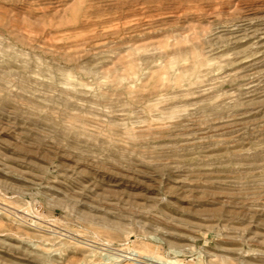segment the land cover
<instances>
[{
	"label": "rangeland",
	"instance_id": "rangeland-1",
	"mask_svg": "<svg viewBox=\"0 0 264 264\" xmlns=\"http://www.w3.org/2000/svg\"><path fill=\"white\" fill-rule=\"evenodd\" d=\"M130 245L264 264V0H0V264Z\"/></svg>",
	"mask_w": 264,
	"mask_h": 264
},
{
	"label": "bare ground",
	"instance_id": "bare-ground-1",
	"mask_svg": "<svg viewBox=\"0 0 264 264\" xmlns=\"http://www.w3.org/2000/svg\"><path fill=\"white\" fill-rule=\"evenodd\" d=\"M56 231V230H55ZM66 232V231H65ZM82 237V236H80ZM78 241V240H77ZM95 242V241H91ZM79 243L84 244L90 252H96L99 251V247L94 246L88 242V240L83 239L79 240ZM129 251L125 255H121V258H117L116 256H113L111 254H105L104 256H101V261L98 264H107V263H115L119 262L121 260H128L132 261L137 264H181V260L179 259H165L163 261L159 260L158 258L155 257L153 254H143L142 251L135 250L132 248V246H129ZM156 258V259H155Z\"/></svg>",
	"mask_w": 264,
	"mask_h": 264
}]
</instances>
